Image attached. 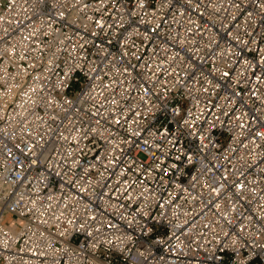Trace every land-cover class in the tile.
<instances>
[{
  "label": "built area",
  "instance_id": "obj_1",
  "mask_svg": "<svg viewBox=\"0 0 264 264\" xmlns=\"http://www.w3.org/2000/svg\"><path fill=\"white\" fill-rule=\"evenodd\" d=\"M0 264H264V0H0Z\"/></svg>",
  "mask_w": 264,
  "mask_h": 264
},
{
  "label": "rangeland",
  "instance_id": "obj_2",
  "mask_svg": "<svg viewBox=\"0 0 264 264\" xmlns=\"http://www.w3.org/2000/svg\"><path fill=\"white\" fill-rule=\"evenodd\" d=\"M14 219L11 217V218H8L6 221L7 222H11V221H13Z\"/></svg>",
  "mask_w": 264,
  "mask_h": 264
},
{
  "label": "bare ground",
  "instance_id": "obj_3",
  "mask_svg": "<svg viewBox=\"0 0 264 264\" xmlns=\"http://www.w3.org/2000/svg\"><path fill=\"white\" fill-rule=\"evenodd\" d=\"M5 218H6V220H7V219L9 218V216H6Z\"/></svg>",
  "mask_w": 264,
  "mask_h": 264
}]
</instances>
